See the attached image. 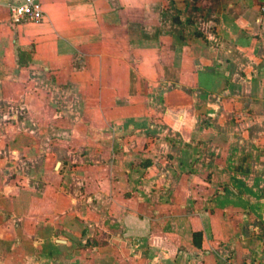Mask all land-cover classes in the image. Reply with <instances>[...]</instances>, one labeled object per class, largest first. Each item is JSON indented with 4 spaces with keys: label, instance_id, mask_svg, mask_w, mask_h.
Instances as JSON below:
<instances>
[{
    "label": "crops",
    "instance_id": "1",
    "mask_svg": "<svg viewBox=\"0 0 264 264\" xmlns=\"http://www.w3.org/2000/svg\"><path fill=\"white\" fill-rule=\"evenodd\" d=\"M19 1L0 0V264H264L248 206L188 193L264 169V0H41L13 25Z\"/></svg>",
    "mask_w": 264,
    "mask_h": 264
},
{
    "label": "rangeland",
    "instance_id": "2",
    "mask_svg": "<svg viewBox=\"0 0 264 264\" xmlns=\"http://www.w3.org/2000/svg\"><path fill=\"white\" fill-rule=\"evenodd\" d=\"M64 109H65V106L57 107V116H56L57 118L61 116H65ZM8 119L12 122H15L14 123L15 125L18 124L16 113L14 112L11 113ZM59 124L60 125L58 126L61 129L63 130L66 129L65 123H62L59 121ZM1 141L2 139L0 138V142ZM9 143L11 144L12 147L17 146L16 142L13 144L10 141ZM17 160H18V154L16 153L12 154L10 161H17ZM25 170L27 173L33 172L30 169L29 170L24 169V171ZM26 172L24 174H26ZM12 173L16 175V172L14 170L12 171ZM234 173L235 175L231 176V178L227 180L229 182L226 183V185L224 183H221L219 185L213 186V189L211 190H209L210 189L209 186L203 187L204 190L202 191L200 190L201 188H199L198 186L197 187L190 186L188 190L189 196H191L192 198L195 197L194 202L191 204V206H193L194 209L199 208L200 205L204 204V202L203 204H201V203L196 202V200H198L200 196L205 199L208 196H212L211 194H213V205L215 204L220 205V202L218 200L226 193L229 195V197L233 198L234 201L229 202V204L226 203L225 206L228 208H241V210H243L244 208L248 206L249 210L252 211L253 214L255 215L252 218L253 219L252 223L256 225L257 227H260L259 230L263 231L264 233V219L257 218L261 212H264V169L247 171L245 173H243L242 170H237V171H234ZM231 187L235 188V190L238 191V195H234V193L231 190ZM200 191L202 194L200 193ZM250 200L254 201L252 205H248V202H250Z\"/></svg>",
    "mask_w": 264,
    "mask_h": 264
},
{
    "label": "built area",
    "instance_id": "3",
    "mask_svg": "<svg viewBox=\"0 0 264 264\" xmlns=\"http://www.w3.org/2000/svg\"><path fill=\"white\" fill-rule=\"evenodd\" d=\"M9 10L13 25L39 23L46 14L41 0H21L10 3Z\"/></svg>",
    "mask_w": 264,
    "mask_h": 264
}]
</instances>
